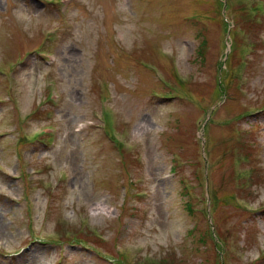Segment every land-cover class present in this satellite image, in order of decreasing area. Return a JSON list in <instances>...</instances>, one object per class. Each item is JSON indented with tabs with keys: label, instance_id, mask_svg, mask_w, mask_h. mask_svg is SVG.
I'll return each mask as SVG.
<instances>
[{
	"label": "rangeland",
	"instance_id": "374dc122",
	"mask_svg": "<svg viewBox=\"0 0 264 264\" xmlns=\"http://www.w3.org/2000/svg\"><path fill=\"white\" fill-rule=\"evenodd\" d=\"M0 264H264V0H0Z\"/></svg>",
	"mask_w": 264,
	"mask_h": 264
}]
</instances>
